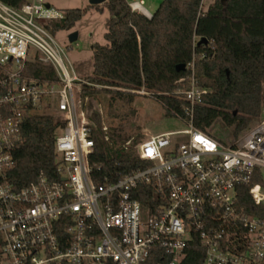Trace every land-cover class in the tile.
I'll return each mask as SVG.
<instances>
[{
    "label": "built area",
    "instance_id": "1",
    "mask_svg": "<svg viewBox=\"0 0 264 264\" xmlns=\"http://www.w3.org/2000/svg\"><path fill=\"white\" fill-rule=\"evenodd\" d=\"M129 4L151 17L143 0ZM63 16L48 0H0V264H181L196 236L205 264H264V220L237 208V188L257 174L251 192L264 204V104L230 140L197 128L206 89L193 59L171 92L189 127L129 138L121 148L142 165L112 176L90 160L96 142L81 101L88 82L48 26ZM29 62L51 66L56 78L30 75ZM45 111L57 123L55 167L18 187L10 174L25 116ZM100 130L113 146L111 128ZM240 230L245 248L231 250Z\"/></svg>",
    "mask_w": 264,
    "mask_h": 264
},
{
    "label": "trees",
    "instance_id": "2",
    "mask_svg": "<svg viewBox=\"0 0 264 264\" xmlns=\"http://www.w3.org/2000/svg\"><path fill=\"white\" fill-rule=\"evenodd\" d=\"M18 6L22 0H2ZM203 0H162L151 17L133 11L130 0H106L87 7L103 9L106 43L92 46L93 69L81 86V101L94 129V166L112 176H121L142 165L133 150L121 144L132 136L111 132L113 146L101 135L97 110L85 103L89 94L106 92L112 99L131 104L137 91L149 92L163 106L165 113L185 120L184 101L171 94L176 81L187 70H176L195 59L196 76L206 89L194 108L193 124L203 130L216 123L232 129L238 136L258 118L264 104V0H218L203 9ZM86 8H66L64 16L48 26L53 34L70 29ZM206 38L207 42H201ZM28 73L43 80L56 78L54 69L37 62L28 63ZM95 85L100 88H95ZM57 123L47 111L27 113L22 126V141L15 151L16 165L10 177L20 187L39 174H50L55 167V130ZM137 134L134 143L140 140ZM257 174L250 184L237 188V208L264 220V204H256L251 187L261 181ZM243 230L231 236L230 249L242 251ZM234 233V232H233ZM205 250L199 239L191 240L181 264H205Z\"/></svg>",
    "mask_w": 264,
    "mask_h": 264
},
{
    "label": "rangeland",
    "instance_id": "3",
    "mask_svg": "<svg viewBox=\"0 0 264 264\" xmlns=\"http://www.w3.org/2000/svg\"><path fill=\"white\" fill-rule=\"evenodd\" d=\"M52 6L60 11L66 8H86L82 17L70 29L58 30L55 34L58 42L64 47L66 57L72 64L77 76L85 80L87 75L92 73V46L94 43H106L104 33L106 30L105 21L109 16L106 7L98 9L87 7L89 0H48ZM162 0H143L144 6L150 11H154ZM218 0H203V9L206 10ZM72 32H77L78 37L74 42H70L68 36ZM82 86V85H81ZM179 86L176 85V88ZM95 88H100L95 85ZM175 88V89H176ZM137 96L131 104H125L120 99H112L110 93L97 92L89 94L85 98V103L100 114L101 124H106L111 130L136 136L141 138L156 135L167 131H176L188 128L189 125L180 117L170 116L165 113L161 103L157 101L149 92L137 91ZM255 118L248 127L256 121ZM247 127V128H248ZM246 128V129H247ZM244 129L243 131H245ZM209 131L216 136L232 139V129L216 123L209 128ZM241 131L239 134H241ZM140 138V139H141Z\"/></svg>",
    "mask_w": 264,
    "mask_h": 264
},
{
    "label": "water",
    "instance_id": "4",
    "mask_svg": "<svg viewBox=\"0 0 264 264\" xmlns=\"http://www.w3.org/2000/svg\"><path fill=\"white\" fill-rule=\"evenodd\" d=\"M106 0H89V4L92 5H97V4H102L104 3ZM222 1H226V0H222ZM78 37V33L77 32H72L69 34L68 39L70 42H74ZM201 42H207L206 38H202L200 40ZM186 69V65L184 63H180L176 65V70L177 71H181V70H185Z\"/></svg>",
    "mask_w": 264,
    "mask_h": 264
},
{
    "label": "crops",
    "instance_id": "5",
    "mask_svg": "<svg viewBox=\"0 0 264 264\" xmlns=\"http://www.w3.org/2000/svg\"><path fill=\"white\" fill-rule=\"evenodd\" d=\"M48 3L51 4L49 1H48ZM147 10H148L149 12H151V13L153 12V11H150L149 9H147Z\"/></svg>",
    "mask_w": 264,
    "mask_h": 264
}]
</instances>
